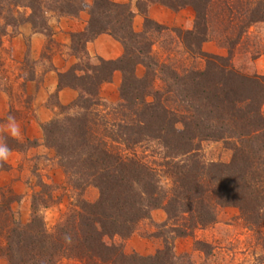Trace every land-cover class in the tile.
I'll return each mask as SVG.
<instances>
[{
	"label": "trees",
	"instance_id": "trees-1",
	"mask_svg": "<svg viewBox=\"0 0 264 264\" xmlns=\"http://www.w3.org/2000/svg\"><path fill=\"white\" fill-rule=\"evenodd\" d=\"M158 1L174 9L187 5L195 9L198 30H185V36L200 48L216 32L214 15L223 26L218 38L230 46V56L200 49L207 64L189 71V83L173 71L169 92L189 88L188 99L174 98L184 111H174L150 79L159 68L150 29L166 27L147 18L145 30L137 32L127 5L93 0L87 30L72 36L73 50L87 61L59 74V85L77 88L79 97L59 105L61 114L68 115L42 124L45 143L55 149L68 183L80 193L75 207L51 231L39 208L49 206L50 195L36 191L31 217L23 221L13 209L19 196L0 187V257L9 264H55L65 257L82 264H177L175 239L215 222L220 207H238L251 229L264 222V75L242 74L231 63L232 52L249 28L264 21V0ZM86 5L85 0H0V19L18 22L16 13L23 7L31 13H24L21 22L48 31L50 13L75 15ZM102 33L113 35L125 51L118 59L97 57L93 63L86 43ZM139 65L146 68L144 76L138 75ZM116 70L122 73L120 98L107 109L101 85ZM227 136L237 140L230 162L201 160L196 140ZM150 142L159 147L151 154L142 153L139 149ZM90 185L99 189L96 201L83 197ZM157 208L168 214L161 226L172 224L174 234L154 254L126 253L123 241ZM180 219L183 223L177 225ZM116 236L123 241L107 242Z\"/></svg>",
	"mask_w": 264,
	"mask_h": 264
},
{
	"label": "rangeland",
	"instance_id": "rangeland-1",
	"mask_svg": "<svg viewBox=\"0 0 264 264\" xmlns=\"http://www.w3.org/2000/svg\"><path fill=\"white\" fill-rule=\"evenodd\" d=\"M242 1L246 3V0ZM252 5L254 4L252 3ZM244 6L241 7H244L243 9H246L247 6ZM24 13L28 15L29 13H31V11L29 9L20 7L18 12L16 13V18L18 22H14V24L7 23L5 18L0 19V35L16 34L19 31L20 26L29 23L21 22ZM3 14L5 15L6 12L4 11ZM213 16L214 15L211 16L214 21L213 31L216 30V32L213 37H210L208 40L204 41L201 44V48L200 46L193 45L189 41V35L185 36V30L191 29L194 32L198 30L196 25L197 14L195 9L194 19L193 22H191L189 28H184L180 26H164L166 28L161 30H157L155 28L150 29V35L152 41H154L152 45V54L154 58L159 61V70L156 68L157 76L155 78L150 76V79H154L153 82L155 83V88L161 91V93H163V102L168 104L170 108H172V110L174 109V111H184L182 105L176 103L174 101V98H176L177 96H182L185 98L187 97L188 99L189 88L187 90L181 89L180 92H169V84L174 81V78L172 77L173 71L179 73V75L187 79L189 83V71L194 69H204L207 64V56L200 54V49L205 53L211 55L230 56L231 54L230 46L225 45L223 41L218 38V34L223 28L222 23L217 21V19H215ZM241 18H243V16ZM181 30H184V32H180ZM197 34L201 35V33L199 32H197ZM154 44H156V48L154 47ZM1 46L2 41L0 43V94L2 92H6L7 94L10 92L13 94L17 92L14 87L15 78L21 75H24L26 77L33 76L34 63L30 57H26L25 59L19 61H17V59L15 61L9 60L10 49L3 48ZM86 61L87 60L84 59L80 63ZM91 61L93 63L96 62V60ZM231 61L233 67L240 71L242 74L264 75V21L255 23L249 28V31L244 36L242 44L237 47L234 52H232ZM139 66L141 67V70L139 71L138 75L144 76L146 68L143 65ZM160 67H162V70H160ZM183 86L184 85H182L181 88H183ZM16 96H18V92L16 93ZM167 98H169V101L166 100ZM149 99H152V96H149ZM0 101H3V98L1 96ZM117 101L105 102L106 108L112 109L114 104L117 103ZM261 112L264 115V103L261 105ZM65 115H68V113L61 114L60 107H58V112L55 117H64ZM2 122L3 118L0 116V128ZM177 125L178 127H182L181 123H178ZM6 140L11 142L10 138L6 137ZM236 145L237 140L233 137L227 136L222 139L196 140L195 150L199 154L201 160L205 161L206 163H228L232 160L233 156L235 155ZM146 146L147 147H142L141 149H139L144 154H151V149H157V147H159L158 143L156 142H150ZM58 163L61 166L59 160ZM62 169L65 172V169L63 167ZM36 176V183L38 185L37 191L44 190L46 194L45 197L47 198L50 195V197L48 198L49 206L43 208L40 204L39 208L40 210L43 209L42 213L47 228L53 231L55 226L63 218V216L75 207L74 204L78 199L80 191L73 187L72 184L68 183V177L66 172L64 184H59L55 182H45L42 178L41 172H36ZM4 189L6 190V188ZM35 192L36 190L33 192V194ZM33 194L31 197L30 217L32 213ZM99 195V189L94 185L88 186L83 191V197L89 201H96L99 198ZM227 208L228 206H225L220 207L217 210L216 221L219 216L221 219L227 220L226 223L219 224L220 234L217 239H190L192 241L190 249L189 243H186L184 241L185 239H178L185 238L189 235L177 237L175 239L174 249L176 255L178 256L177 264H264V239H262V236H264V222L259 226L258 229H251L247 226L238 207H236L239 211V215L237 216H232V210L227 211ZM157 210L165 214L166 219L164 221L158 220L160 216H153L152 213ZM17 217L20 218L18 215ZM167 220L168 214L164 208L154 209L151 212V217L141 220L137 224L135 231L127 239L123 241L120 236H116L113 239L107 238V242L110 243L123 241V249L126 253L129 254L134 252H137L142 255L154 254L159 249H162L164 247L165 239H170L171 236L174 234L169 229L171 228L172 224H168V226L166 227L161 226ZM215 222L206 227H211ZM181 223H183V221L180 219L177 222V225H181ZM200 228L205 227L196 228L190 235L194 237L195 231ZM140 236L143 238H150L141 239V242L138 243L137 246H139L140 248L144 247L143 252L135 250L134 247V250H129V248H127L129 239ZM0 264H9V261L5 257H0ZM55 264L82 263L77 259L65 257L56 262Z\"/></svg>",
	"mask_w": 264,
	"mask_h": 264
},
{
	"label": "crops",
	"instance_id": "crops-1",
	"mask_svg": "<svg viewBox=\"0 0 264 264\" xmlns=\"http://www.w3.org/2000/svg\"><path fill=\"white\" fill-rule=\"evenodd\" d=\"M85 1L87 5L78 14H50L48 31H37L30 23H26L19 27L16 34L0 35L1 47L10 49L9 60L19 61L30 57L34 63L33 76L21 75L15 78L14 87L18 96L17 92L0 94L3 98L0 101V116L3 118L0 139H4L12 149L9 161L0 164V187L10 189L19 196L20 200L13 203V209L24 221L30 218L31 197L38 189L36 172H41L45 182L65 183V172L58 163L56 151L44 141L42 124L57 115L59 105L71 104L79 97L77 88L59 85V74L82 61L72 48V36L88 28L93 0ZM110 1L125 4L133 11L132 25L137 32L145 30L147 18L163 26L184 28H189L194 19V9L189 5L174 9L158 0ZM154 45L156 48V44ZM86 50L93 61L97 57L114 60L124 54L125 48L113 35L102 33L86 43ZM140 68L139 66L138 74ZM81 72L78 70V73ZM121 82L122 73L116 70L112 79L102 84L101 97L106 102H116L120 97ZM9 114L14 115L21 125L22 137L19 140L7 137L3 131ZM227 211H231L232 216L239 215L235 206H228ZM152 214L160 216L159 221L166 219L161 211L157 210ZM226 222L219 216L211 227L197 229L194 237L189 235L178 239H185L190 249V239H217L220 234L219 224ZM141 239L150 238L133 237L129 239L127 248L134 250V247L143 252L144 247L137 246Z\"/></svg>",
	"mask_w": 264,
	"mask_h": 264
},
{
	"label": "clouds",
	"instance_id": "clouds-1",
	"mask_svg": "<svg viewBox=\"0 0 264 264\" xmlns=\"http://www.w3.org/2000/svg\"><path fill=\"white\" fill-rule=\"evenodd\" d=\"M7 137L19 140L22 137V128L17 118L9 114L3 127ZM12 156V149L4 139H0V164L7 163Z\"/></svg>",
	"mask_w": 264,
	"mask_h": 264
}]
</instances>
